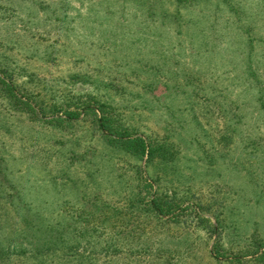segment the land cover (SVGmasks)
I'll return each mask as SVG.
<instances>
[{
  "label": "rangeland",
  "instance_id": "374dc122",
  "mask_svg": "<svg viewBox=\"0 0 264 264\" xmlns=\"http://www.w3.org/2000/svg\"><path fill=\"white\" fill-rule=\"evenodd\" d=\"M262 100L264 0H0V264H264Z\"/></svg>",
  "mask_w": 264,
  "mask_h": 264
},
{
  "label": "trees",
  "instance_id": "16d2710c",
  "mask_svg": "<svg viewBox=\"0 0 264 264\" xmlns=\"http://www.w3.org/2000/svg\"><path fill=\"white\" fill-rule=\"evenodd\" d=\"M86 107V106H85ZM85 107H82L83 109H85ZM90 108V107H88ZM260 108L264 111V101L262 100L260 103ZM112 112V111H111ZM63 114L65 115L66 119H76L79 116V113L76 111V109L73 110H64ZM106 115L102 116V117H98V121L100 122V124L102 126H104L105 128H112L114 125L107 120ZM112 130V129H111ZM114 133L118 132L117 129H114L113 131ZM109 138L111 140V135H109ZM118 141V144L122 145V146H126L127 148H130L128 150L131 151V153H133L134 155L138 156V157H144L146 156L147 160H150L152 158H154L155 153L157 151H159L160 149H156L152 148L148 142L141 136H133L131 135L128 131L126 132H120V135L116 138ZM258 144V143H256ZM157 150V151H156ZM148 186H150L148 184ZM147 195L146 197H148L149 199L144 202L143 205V210H145L147 213H149L150 215L153 216V214L156 216V218L161 219L163 222H167V221H172L175 220L177 218V213L174 214V211L172 209V215H170L169 218H162L161 214L166 213L164 211L165 206H167L168 203H165L164 207H160L158 202H161V200H157L156 197H149L151 194H154L155 192L152 190L151 193L149 191H147ZM138 201V199L136 200V202ZM183 212V210L181 211ZM180 212V213H181ZM153 218V217H152ZM111 238V236H109ZM115 238H111V245L106 246L105 244L102 245L104 250H108V251H115V245L116 243L114 242ZM214 259H216V257H212Z\"/></svg>",
  "mask_w": 264,
  "mask_h": 264
}]
</instances>
